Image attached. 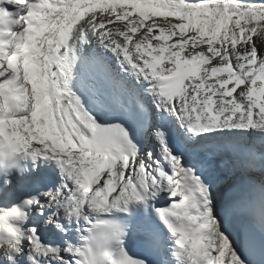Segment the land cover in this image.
Here are the masks:
<instances>
[{"label": "snow or ice", "instance_id": "1", "mask_svg": "<svg viewBox=\"0 0 264 264\" xmlns=\"http://www.w3.org/2000/svg\"><path fill=\"white\" fill-rule=\"evenodd\" d=\"M0 264H264V0H0Z\"/></svg>", "mask_w": 264, "mask_h": 264}, {"label": "rangeland", "instance_id": "2", "mask_svg": "<svg viewBox=\"0 0 264 264\" xmlns=\"http://www.w3.org/2000/svg\"><path fill=\"white\" fill-rule=\"evenodd\" d=\"M157 19L158 21H161L163 18H154ZM112 27H115V25H112Z\"/></svg>", "mask_w": 264, "mask_h": 264}]
</instances>
